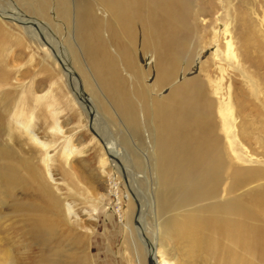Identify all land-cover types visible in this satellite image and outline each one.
Instances as JSON below:
<instances>
[{
    "label": "bare ground",
    "instance_id": "1",
    "mask_svg": "<svg viewBox=\"0 0 264 264\" xmlns=\"http://www.w3.org/2000/svg\"><path fill=\"white\" fill-rule=\"evenodd\" d=\"M12 1L19 12L0 0V22L17 25L69 78L76 104L91 118V128L108 155L122 161L118 151L105 144L106 132L99 121H116L98 91L130 134L139 137L143 128L148 130L159 238L170 236L181 243L179 249L190 264H264V183L254 185L264 180V173L255 167L244 169L230 154L228 136L224 139L218 133L224 127L217 124L206 84L198 76L186 79L192 67L187 50L196 48L200 16H212L218 8L214 0ZM59 45L64 46L70 67L60 56ZM246 62L256 68L250 58ZM79 82L88 98L80 93ZM219 118L226 126L224 117ZM19 127L35 149L29 147L19 160L26 180L18 181L15 165L0 172L4 186L23 192L7 214L0 203V224L13 220L3 233L21 252L6 255L0 264L46 263V246L61 244L53 222L62 207L49 188L54 176L47 143L30 126ZM55 132L62 134L59 127ZM238 135L249 142L243 131ZM10 153L1 152L3 157ZM118 160L130 189L133 172H142L143 164L137 158L131 169ZM33 183L38 189L34 196L29 195ZM70 209L66 206L68 215ZM136 230L146 254L157 264L160 252L145 236L141 222ZM35 244L41 247L37 253L32 250Z\"/></svg>",
    "mask_w": 264,
    "mask_h": 264
},
{
    "label": "rangeland",
    "instance_id": "2",
    "mask_svg": "<svg viewBox=\"0 0 264 264\" xmlns=\"http://www.w3.org/2000/svg\"><path fill=\"white\" fill-rule=\"evenodd\" d=\"M5 1L19 12L12 0ZM214 3L218 8L213 17L201 15L198 19L196 48L190 47L186 53L192 58L191 74L186 79L198 76L206 84L217 124L224 127L218 133L224 139L228 136L225 142L230 154L244 169L255 167L264 173V0ZM45 29L52 34L50 28ZM57 50L69 66L64 46L59 45ZM247 58L256 68L249 66ZM72 88L57 64L17 25L0 22V154L12 151L7 157L0 155V172L15 165L18 181L27 179L19 160L35 146L25 139L19 124L30 126L48 145L46 153L54 176L49 188L62 207L53 222L57 237L61 234V244L46 246V263L36 264H149L146 247L136 230L140 222L145 236L160 252L157 264H162L161 259L167 264H190L179 249L181 243L157 235L153 144L148 130L143 128L139 137L130 134L97 90L116 121L99 119L106 132L105 144L117 150L122 161L116 160L128 163L129 168L137 158L143 164L142 172H133L129 189L123 169L119 170L117 161L107 154L102 138L91 128V118L87 119L76 104ZM79 88L83 93L80 82ZM83 97L88 98L84 93ZM219 117H224L226 126ZM57 127L62 134L55 132ZM242 131L249 142L239 139ZM232 146L237 149L230 151ZM38 152L41 154L40 149ZM35 163L42 169L38 158ZM260 183L264 180L254 185ZM31 187L29 195L34 196L38 189L35 184ZM22 194L16 186L8 188L0 180L2 212L9 213L10 205ZM66 206L72 215L67 214ZM10 221L0 224V260L21 252L3 233ZM40 248L35 244L32 250L37 253Z\"/></svg>",
    "mask_w": 264,
    "mask_h": 264
},
{
    "label": "water",
    "instance_id": "3",
    "mask_svg": "<svg viewBox=\"0 0 264 264\" xmlns=\"http://www.w3.org/2000/svg\"><path fill=\"white\" fill-rule=\"evenodd\" d=\"M147 246H149V243H147ZM148 262H149V264H155L154 261H153V258L151 257V254L150 253H149V257H148Z\"/></svg>",
    "mask_w": 264,
    "mask_h": 264
}]
</instances>
